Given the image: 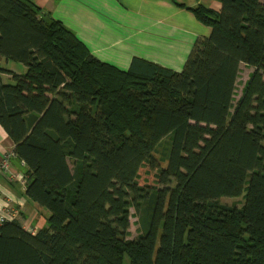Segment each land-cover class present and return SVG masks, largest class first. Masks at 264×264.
I'll return each mask as SVG.
<instances>
[{"label":"trees","instance_id":"obj_1","mask_svg":"<svg viewBox=\"0 0 264 264\" xmlns=\"http://www.w3.org/2000/svg\"><path fill=\"white\" fill-rule=\"evenodd\" d=\"M219 1L173 0L211 28L173 71L137 57L121 70L34 2L0 0V58L25 67L0 65V125L49 212L35 233L0 223V264H264V2ZM245 189L242 207L218 204Z\"/></svg>","mask_w":264,"mask_h":264},{"label":"crops","instance_id":"obj_2","mask_svg":"<svg viewBox=\"0 0 264 264\" xmlns=\"http://www.w3.org/2000/svg\"><path fill=\"white\" fill-rule=\"evenodd\" d=\"M30 1L72 30L93 56L121 70H127L137 57L181 71L195 41L211 33L209 26L173 0ZM175 1L186 7L203 5L216 12L221 9L219 0ZM0 62L8 61L0 58ZM1 78L8 82L11 76L1 73ZM13 148V141L0 125V160ZM24 169V164L12 157L10 172L23 175V182L0 173V214L35 233L46 225L49 213L26 197Z\"/></svg>","mask_w":264,"mask_h":264},{"label":"rangeland","instance_id":"obj_3","mask_svg":"<svg viewBox=\"0 0 264 264\" xmlns=\"http://www.w3.org/2000/svg\"><path fill=\"white\" fill-rule=\"evenodd\" d=\"M0 64L6 68H11L13 69L15 72H24L25 71V67L21 64V63H16V62H12V61H8L6 64L5 62ZM253 68L249 67L246 64H240V70L238 73V77L236 80V84H235V91H234V95H233V101H232V108L231 111H233V107L236 105L237 101L240 99L243 89L245 87L246 82L249 79L250 74L253 72ZM11 82V80L9 81ZM169 149H170V137L167 136L165 137L155 148L154 152H153V157L155 162L157 163V165L161 168L166 166V162H167V157H168V153H169ZM150 170H155L153 169L151 166H149ZM156 171V170H155ZM145 175L142 174L140 182L141 184H151L153 185V180H152V175ZM146 182V183H143ZM246 194V189L242 192V194L238 197H222L219 199L218 204L220 206H224V207H242V205L245 202V196ZM217 204V205H218ZM47 214L49 213L46 209H44ZM130 227L128 229L129 235H128V239H134L136 238L140 233L142 228L140 227V217L137 216L135 214L134 209H130ZM123 264H130V259L128 257L127 254H124L123 256Z\"/></svg>","mask_w":264,"mask_h":264},{"label":"built area","instance_id":"obj_4","mask_svg":"<svg viewBox=\"0 0 264 264\" xmlns=\"http://www.w3.org/2000/svg\"><path fill=\"white\" fill-rule=\"evenodd\" d=\"M12 157H15V154L13 151L3 155V157L0 160V173L2 175H7L10 178L17 179L18 181L23 182V178H24L23 175L14 174L10 172V159ZM21 163L24 164L23 162ZM0 194H1V188H0ZM6 219H7L6 216H4L3 214H0V223Z\"/></svg>","mask_w":264,"mask_h":264}]
</instances>
